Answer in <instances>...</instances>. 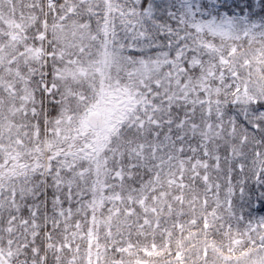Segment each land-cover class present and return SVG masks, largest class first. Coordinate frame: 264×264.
<instances>
[{"label": "snow or ice", "instance_id": "1", "mask_svg": "<svg viewBox=\"0 0 264 264\" xmlns=\"http://www.w3.org/2000/svg\"><path fill=\"white\" fill-rule=\"evenodd\" d=\"M0 264H264V0H0Z\"/></svg>", "mask_w": 264, "mask_h": 264}]
</instances>
